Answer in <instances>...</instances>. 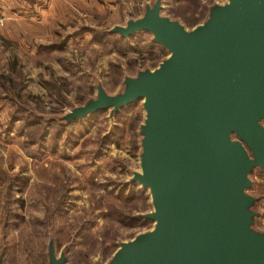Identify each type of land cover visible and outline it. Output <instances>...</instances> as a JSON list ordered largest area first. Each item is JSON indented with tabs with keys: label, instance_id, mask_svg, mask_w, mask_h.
Instances as JSON below:
<instances>
[{
	"label": "rangeland",
	"instance_id": "rangeland-1",
	"mask_svg": "<svg viewBox=\"0 0 264 264\" xmlns=\"http://www.w3.org/2000/svg\"><path fill=\"white\" fill-rule=\"evenodd\" d=\"M155 1L0 0L2 264H49L51 239L58 257L70 246L74 264H107L121 242L155 227L150 219L130 223L154 211L150 188L133 180L141 172L143 98L69 126L46 125L94 97L99 83L116 94L125 75L169 55L151 32L109 35ZM211 2L227 0H163L162 15L194 24ZM32 123L46 125L42 139ZM251 179L255 228L264 230V171Z\"/></svg>",
	"mask_w": 264,
	"mask_h": 264
},
{
	"label": "water",
	"instance_id": "water-1",
	"mask_svg": "<svg viewBox=\"0 0 264 264\" xmlns=\"http://www.w3.org/2000/svg\"><path fill=\"white\" fill-rule=\"evenodd\" d=\"M162 2L109 33L151 32L169 55L125 75L116 94L99 83L58 121L144 99L133 180L150 188L154 211L139 216L155 227L121 242L107 264H264L258 197L248 191L254 169L264 171V0L214 3L192 28L162 15ZM67 249L58 257L51 239L49 263L67 264Z\"/></svg>",
	"mask_w": 264,
	"mask_h": 264
},
{
	"label": "trees",
	"instance_id": "trees-1",
	"mask_svg": "<svg viewBox=\"0 0 264 264\" xmlns=\"http://www.w3.org/2000/svg\"><path fill=\"white\" fill-rule=\"evenodd\" d=\"M214 3L213 2H211L209 5H207L206 7H205V10H204V13H203V18H202V20L200 21H196L194 24H188L185 20L183 21L188 27H190V28H192V27H194V26H196L197 24H199V23H201V22H203L207 17H208V14H209V10H210V6L211 5H213ZM109 35H115V34H111V33H109ZM118 39V38H117ZM118 40H126L125 38H120V39H118ZM161 61V60H160ZM160 61H158L153 67H156L158 64H159V62ZM82 103V102H81ZM84 103V102H83ZM82 103V104H83ZM24 110H26V109H24ZM14 118H17V117H15L14 116ZM77 121H79V120H77ZM76 122V121H75ZM46 124V123H45ZM51 124H55L57 127H61V126H64V125H62V124H59L58 123V121H56L55 119H52L51 121H50V123L49 124H46L47 126L48 125H51ZM73 124V123H72ZM33 125H35V126H37V128H38V131L39 132H41V134H38V133H35L36 134V138H37V140H40V139H42V132H45L46 131V125H40L39 123H32V126ZM69 125H71V124H69ZM69 125H67V126H69ZM44 134V133H43ZM145 220H144V218H142L141 216H139V215H137V216H135V217H132L131 218V221H130V223H132V222H144ZM146 222V221H145ZM144 222V223H145ZM72 250H73V248L72 247H70V246H68V249H67V264L68 263H70V264H74L73 262H72V260H71V258H72ZM47 255L49 256V254H48V246H47ZM50 264V263H49Z\"/></svg>",
	"mask_w": 264,
	"mask_h": 264
},
{
	"label": "crops",
	"instance_id": "crops-1",
	"mask_svg": "<svg viewBox=\"0 0 264 264\" xmlns=\"http://www.w3.org/2000/svg\"><path fill=\"white\" fill-rule=\"evenodd\" d=\"M9 6H10V5H9ZM21 7H23V8H24L25 6H22V5H21ZM4 11H5V8H4Z\"/></svg>",
	"mask_w": 264,
	"mask_h": 264
}]
</instances>
